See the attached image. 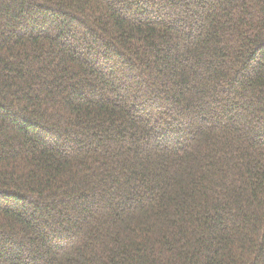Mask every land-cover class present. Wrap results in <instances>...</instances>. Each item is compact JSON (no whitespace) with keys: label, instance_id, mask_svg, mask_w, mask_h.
Instances as JSON below:
<instances>
[{"label":"trees","instance_id":"trees-1","mask_svg":"<svg viewBox=\"0 0 264 264\" xmlns=\"http://www.w3.org/2000/svg\"><path fill=\"white\" fill-rule=\"evenodd\" d=\"M0 264H264V0H0Z\"/></svg>","mask_w":264,"mask_h":264},{"label":"rangeland","instance_id":"rangeland-1","mask_svg":"<svg viewBox=\"0 0 264 264\" xmlns=\"http://www.w3.org/2000/svg\"><path fill=\"white\" fill-rule=\"evenodd\" d=\"M136 75H137V73H136Z\"/></svg>","mask_w":264,"mask_h":264}]
</instances>
